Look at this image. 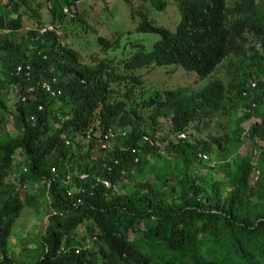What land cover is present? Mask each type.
Returning a JSON list of instances; mask_svg holds the SVG:
<instances>
[{
    "label": "trees",
    "instance_id": "16d2710c",
    "mask_svg": "<svg viewBox=\"0 0 264 264\" xmlns=\"http://www.w3.org/2000/svg\"><path fill=\"white\" fill-rule=\"evenodd\" d=\"M45 1L54 28L39 33L43 22L37 20L17 35L23 14L36 20L38 13L29 12L27 0H0V29H6L0 31V264H24L10 252L9 237L22 206L36 204L30 192L19 195L16 186L25 181L38 184L37 196L47 206L42 232L17 238L24 256L32 252L28 264H264V146L256 143L264 139V0H239L230 6L225 0H176L179 19L172 30L140 12L135 29L158 37L149 50H136L124 59L121 72L104 58L92 66L80 62L54 31L63 15L76 14L62 11L73 0ZM149 1L164 7V0ZM244 32L255 35L259 46L250 44L245 56L236 51L237 60L229 62L228 72H241V79L232 75L226 86L213 78L191 92L165 88L142 104L150 107L146 117L152 124L170 116L172 134L185 130L200 111L230 106L234 112L238 104L248 109L245 114L261 109L245 134L250 149L257 145L260 165L248 163L249 155L236 154L203 173L205 160L199 153L211 149L207 141L187 134L182 139L155 137L141 129L140 113L115 96L109 83L138 82L134 69L152 64L176 63L202 77L235 50ZM97 40L104 49L117 45L116 38ZM67 53L71 61L64 60ZM20 63L29 64L28 79L14 74ZM41 81L60 92L48 94ZM11 83L15 98L9 108L2 95ZM29 84L34 90H27ZM95 121L87 147L69 151L73 135L86 137ZM8 122L11 131L3 126ZM107 128L125 132L110 138L111 147H101L102 156H92L93 142ZM142 133L151 137V144L140 143ZM83 171L106 177L116 189L92 184L90 176L80 179ZM83 221L85 235L75 238ZM30 241L34 245L28 248Z\"/></svg>",
    "mask_w": 264,
    "mask_h": 264
},
{
    "label": "rangeland",
    "instance_id": "374dc122",
    "mask_svg": "<svg viewBox=\"0 0 264 264\" xmlns=\"http://www.w3.org/2000/svg\"><path fill=\"white\" fill-rule=\"evenodd\" d=\"M37 0H27L31 9H35L38 13L36 20L32 16L23 14V27L17 30L18 34H25L31 26H35L37 20L42 22L49 20V11L47 1L42 3L40 0L39 6ZM239 0H225L227 6L232 5ZM59 2H61L59 0ZM22 6V5H21ZM140 12H143L147 20L153 24L161 25L169 29H174V26L179 19V11L176 0H164L163 8L154 7L149 0H80L76 6V14L73 16L63 15L57 22L54 29L59 37L60 43L64 44L68 49L74 51L75 56L80 62L89 64L97 62L104 58L109 60L113 71H122V61L136 50L147 51L151 47V43L158 37L155 32L139 31L135 29L137 23L141 20ZM13 35V33H9ZM97 36L105 39H117V45L104 49L98 42ZM243 39L237 40V45L234 51L223 57L215 68L202 77H198L192 70H185L179 64H152L134 69L133 73L137 75L138 82H133L127 79L111 81L109 85L115 90V96H122L125 99L126 105L133 106L142 116L137 122L141 129L155 137L165 135L172 137L171 119L170 116L160 117L157 124H152L151 120L146 117L150 107L142 105L154 93L165 88H181L183 91L191 92L200 86L204 85L213 78H220L223 83L228 86L230 81H233L232 75L241 79V72H234L232 75L228 72L229 62L236 61V51H242L245 56L250 53V44L258 45V39L255 35L244 32ZM70 54H64L65 61H71ZM253 70L252 66L247 68ZM125 73V72H122ZM1 76V74H0ZM260 81L264 82V76H260ZM14 84H8L4 90L2 98L9 108L12 106L14 97ZM125 92L127 96L122 94ZM59 103L51 105L57 107ZM248 109L242 104L235 106V111L230 110V106H220L211 111H200L194 116L188 127L185 129L187 137L202 138L210 145V150L206 151L207 159L203 163L204 167L200 171L207 172L209 165L215 164L219 160L229 161L236 154L249 155L248 163L260 165L257 158V145L264 146V139L257 140V145L250 149L248 141L245 140V134L249 123L257 120L260 115V110H250L248 114L245 112ZM145 118V120H144ZM97 121L94 122L96 124ZM9 122L4 127H8L11 131ZM93 129H96L93 127ZM14 133V131H12ZM96 133V131H95ZM88 137H80L73 135L68 150L73 153L83 151L88 145ZM113 139L93 142L92 156H102L101 147H111ZM103 145V146H102ZM18 158H20L18 156ZM230 163V162H229ZM217 175V170L213 169L211 177ZM12 175H7L10 179ZM19 195L22 196L24 191H28L36 197V204H24L19 210L18 215L14 218L11 225V235L9 250L18 262L28 264L27 261L32 252L27 251L26 256L19 250L22 241L17 238H35L36 233L42 232L45 223L47 206L45 201L37 196L38 184L24 182L23 187L17 185ZM87 221H83L75 228V238L84 236V226ZM90 245L89 241H85ZM34 242L27 243L28 248L32 247ZM27 258V259H23Z\"/></svg>",
    "mask_w": 264,
    "mask_h": 264
},
{
    "label": "built area",
    "instance_id": "2783aa9c",
    "mask_svg": "<svg viewBox=\"0 0 264 264\" xmlns=\"http://www.w3.org/2000/svg\"><path fill=\"white\" fill-rule=\"evenodd\" d=\"M79 2H80V0H73V2L71 4H69L68 6L67 5L63 6L62 7V11L64 13H67V14H71L73 12H76V6H77V4ZM53 28H54V26H53V24L51 22L45 21V22H43V23H41L39 25L38 32L42 33L44 31L51 30ZM0 31L6 32V29H2V30L0 29ZM13 72L16 75L22 76L24 79H28L29 75H30L29 64L28 63L17 64L15 66ZM250 85H253L252 81L250 82ZM41 87L43 88V90L45 92H47L48 94H51V95L60 92V90L58 88L53 89L51 84L49 82H47V81H41ZM27 90L28 91L34 90V86L29 84L27 86ZM21 98H23V97H21ZM38 108H40V106H38ZM92 125L88 126V128L86 129V137H88L90 135L91 131H93V127L95 126V124H92ZM124 132L125 131L120 129V128H115V130H112L111 128H107L106 131H104L100 135L99 141H102V143H103V142L109 140L110 138H112L115 134H124ZM60 137L64 139L63 141H64L65 144H68V140H67V138L65 137V135L63 133L60 134ZM172 137H174L175 139L185 138L186 137V132H185V130L176 131L175 133L172 134ZM139 141H140L141 144H143V143L151 144L152 143L151 137L148 134H146V133H142L141 134ZM137 149H135L136 154L134 156V159H137L138 154H139V148H137ZM199 155H200L202 160H206L207 159L206 153L201 152V153H199ZM51 171H52V168H51ZM88 176L91 177V183L92 184H100L104 189H109V188L111 190H115L116 189L115 185L113 183H111V181L109 179H107L106 177H103V176H101L99 174H95V173H93V174L90 173L89 174V173L84 172V171L78 173V177L80 179H85ZM68 178H69V174L67 173L65 175V180H67ZM49 182H50V179H47L46 182H45V186H48ZM77 189L78 188H76V190ZM66 192H67V194H69L70 190L68 189ZM78 200L79 199L75 200V202H77Z\"/></svg>",
    "mask_w": 264,
    "mask_h": 264
}]
</instances>
